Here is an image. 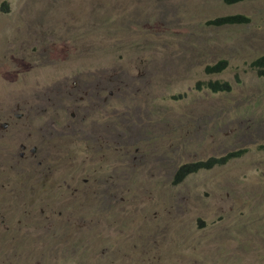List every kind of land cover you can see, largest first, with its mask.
Segmentation results:
<instances>
[{
    "label": "rangeland",
    "instance_id": "rangeland-1",
    "mask_svg": "<svg viewBox=\"0 0 264 264\" xmlns=\"http://www.w3.org/2000/svg\"><path fill=\"white\" fill-rule=\"evenodd\" d=\"M263 54L264 0H0V264H264Z\"/></svg>",
    "mask_w": 264,
    "mask_h": 264
},
{
    "label": "trees",
    "instance_id": "trees-1",
    "mask_svg": "<svg viewBox=\"0 0 264 264\" xmlns=\"http://www.w3.org/2000/svg\"><path fill=\"white\" fill-rule=\"evenodd\" d=\"M226 4L236 3L242 0H223ZM248 17L244 14H229L224 16H219L214 19L208 20L207 23L220 26V25H228V24H242L248 21ZM227 66L226 59H220L213 64H207L204 67V71L207 74L211 73H219L224 70ZM251 66L255 69L257 74L260 77H264V54L258 56L251 62ZM207 89L211 93L218 92H230L232 85L227 80H198L195 83V89ZM258 149L264 150V142L258 145ZM247 152V148H237L230 151H227L225 154L220 156H210L206 159H199L189 162H184L178 166L175 170L172 183L179 184L181 183L189 174L196 173L200 170L212 169L215 166H220L226 164L229 160L240 157Z\"/></svg>",
    "mask_w": 264,
    "mask_h": 264
},
{
    "label": "flooded vegetation",
    "instance_id": "flooded-vegetation-1",
    "mask_svg": "<svg viewBox=\"0 0 264 264\" xmlns=\"http://www.w3.org/2000/svg\"><path fill=\"white\" fill-rule=\"evenodd\" d=\"M22 147H24V146L22 145ZM34 148H35V147H34ZM35 150H36V148H35ZM22 155H23V154L21 153L20 156H22Z\"/></svg>",
    "mask_w": 264,
    "mask_h": 264
}]
</instances>
